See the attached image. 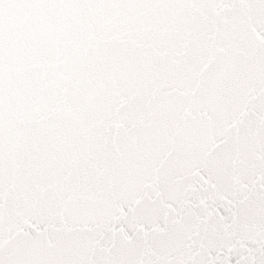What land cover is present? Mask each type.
<instances>
[{"label":"snow or ice","instance_id":"1","mask_svg":"<svg viewBox=\"0 0 264 264\" xmlns=\"http://www.w3.org/2000/svg\"><path fill=\"white\" fill-rule=\"evenodd\" d=\"M0 264H264V0H0Z\"/></svg>","mask_w":264,"mask_h":264}]
</instances>
